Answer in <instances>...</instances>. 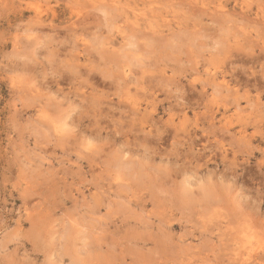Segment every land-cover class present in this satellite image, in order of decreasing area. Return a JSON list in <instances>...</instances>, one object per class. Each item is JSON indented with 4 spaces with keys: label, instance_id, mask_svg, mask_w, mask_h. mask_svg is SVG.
I'll use <instances>...</instances> for the list:
<instances>
[{
    "label": "rangeland",
    "instance_id": "374dc122",
    "mask_svg": "<svg viewBox=\"0 0 264 264\" xmlns=\"http://www.w3.org/2000/svg\"><path fill=\"white\" fill-rule=\"evenodd\" d=\"M253 263L264 0H0V264Z\"/></svg>",
    "mask_w": 264,
    "mask_h": 264
},
{
    "label": "bare ground",
    "instance_id": "6f19581e",
    "mask_svg": "<svg viewBox=\"0 0 264 264\" xmlns=\"http://www.w3.org/2000/svg\"><path fill=\"white\" fill-rule=\"evenodd\" d=\"M73 24H74V22H73ZM40 25V24H39ZM54 27V26H53ZM55 28V27H54ZM240 254V253H239ZM243 255V254H242ZM254 256V255H253ZM255 257V256H254ZM263 257V256H262ZM239 258H240V256H239ZM241 259V258H240ZM251 259V258H250ZM252 260V259H251ZM259 260V259H258ZM257 259H256V261H258ZM261 260V259H260ZM240 261V260H239ZM241 262V261H240ZM252 262V261H251ZM255 262V261H254ZM239 263V262H238ZM260 263V262H259ZM258 263V264H259ZM254 264V263H253Z\"/></svg>",
    "mask_w": 264,
    "mask_h": 264
}]
</instances>
